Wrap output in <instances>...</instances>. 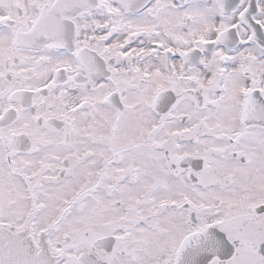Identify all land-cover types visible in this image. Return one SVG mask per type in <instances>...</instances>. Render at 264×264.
<instances>
[{"label":"snow or ice","instance_id":"snow-or-ice-1","mask_svg":"<svg viewBox=\"0 0 264 264\" xmlns=\"http://www.w3.org/2000/svg\"><path fill=\"white\" fill-rule=\"evenodd\" d=\"M0 264H264V0H0Z\"/></svg>","mask_w":264,"mask_h":264}]
</instances>
